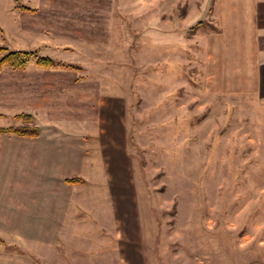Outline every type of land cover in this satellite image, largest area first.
Here are the masks:
<instances>
[{
    "label": "rangeland",
    "instance_id": "rangeland-1",
    "mask_svg": "<svg viewBox=\"0 0 264 264\" xmlns=\"http://www.w3.org/2000/svg\"><path fill=\"white\" fill-rule=\"evenodd\" d=\"M67 2L89 4L66 14L60 55L89 82V172L110 173L105 197L87 184L105 264H137L134 243L139 264H264V54L241 67L242 53L209 51L215 0H154L151 16ZM16 247L0 243V264H42Z\"/></svg>",
    "mask_w": 264,
    "mask_h": 264
},
{
    "label": "crops",
    "instance_id": "crops-1",
    "mask_svg": "<svg viewBox=\"0 0 264 264\" xmlns=\"http://www.w3.org/2000/svg\"><path fill=\"white\" fill-rule=\"evenodd\" d=\"M153 4L154 0H113L119 16H136L138 5L148 6L143 12L151 16ZM214 5L219 31L208 35L209 51L242 53L241 67L248 60L257 61L264 54V0H215ZM74 7L79 6L67 0H0V47L32 53L23 70L5 66L0 72V128L33 125L40 130L38 138L0 133V238L8 246L16 245L17 254L27 251L42 264H105L97 224L90 236L87 184L95 179L105 197L103 186L110 173L102 163L95 175L89 172V82L85 77L74 80L71 64L60 55L72 50V25L66 14ZM80 9L88 13L89 4ZM40 57L61 65L41 67ZM20 114L30 116L31 122L17 119ZM73 177L83 183L68 184ZM94 193L97 197L98 191ZM92 201L91 212H103L97 208L99 202ZM114 208L109 201L108 211ZM119 229L118 224L113 235L121 254ZM127 253L139 264L136 243ZM117 260L120 264L119 256Z\"/></svg>",
    "mask_w": 264,
    "mask_h": 264
},
{
    "label": "trees",
    "instance_id": "trees-1",
    "mask_svg": "<svg viewBox=\"0 0 264 264\" xmlns=\"http://www.w3.org/2000/svg\"><path fill=\"white\" fill-rule=\"evenodd\" d=\"M20 10L23 11H30L34 12L35 10L30 9L28 7L20 6ZM0 54H2L0 58V72L2 71L3 67L7 66L14 70H23L26 66V62L32 53L26 52H17V51H7L5 48L0 47ZM37 65L41 67H53V66H60L61 64L58 62L53 61L49 58H37ZM17 119L22 120L24 122H31V117L26 114H20L16 116ZM0 133H10L19 137H26V138H38L40 136V130L36 126L31 125H24L18 127H10V128H0ZM66 182L68 184H81L83 183L82 179L78 177H73L67 179ZM2 239L0 238V243H2Z\"/></svg>",
    "mask_w": 264,
    "mask_h": 264
}]
</instances>
